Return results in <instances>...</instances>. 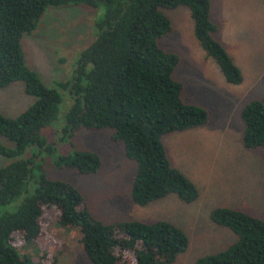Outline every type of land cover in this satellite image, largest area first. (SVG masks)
I'll return each instance as SVG.
<instances>
[{
	"label": "trees",
	"instance_id": "obj_1",
	"mask_svg": "<svg viewBox=\"0 0 264 264\" xmlns=\"http://www.w3.org/2000/svg\"><path fill=\"white\" fill-rule=\"evenodd\" d=\"M67 5L103 11L94 21L95 39L77 55L70 79L56 85L69 100L59 118L60 94L26 66L20 42L46 8ZM178 7L189 11L193 36L224 81L240 84L241 72L213 38L216 26L210 20L209 0H0V89L20 82L33 98L14 118L0 113V137L12 144L0 147V155L19 158L0 167V264H35L18 252L14 236L23 244L41 238L48 208L55 212V225L77 230L90 264H170L186 250V235L165 221L95 220L79 191L67 182L47 179L31 154L55 153L56 143L79 129H109L110 140L120 142L124 156L135 165L129 193L134 205L144 207L170 195L185 204L195 201L196 187L170 164L161 142L164 135L208 122L204 108L182 99V85L173 78L178 57L158 45L171 31L162 11ZM239 117L243 147H264V104L248 102ZM52 126L56 138L47 143L40 132ZM56 159L58 167L79 174L97 173L101 167L99 156L90 151ZM209 220L236 240L194 264H264V220L228 208L211 210ZM50 264H57L55 258Z\"/></svg>",
	"mask_w": 264,
	"mask_h": 264
},
{
	"label": "rangeland",
	"instance_id": "obj_2",
	"mask_svg": "<svg viewBox=\"0 0 264 264\" xmlns=\"http://www.w3.org/2000/svg\"><path fill=\"white\" fill-rule=\"evenodd\" d=\"M209 4L210 20L216 26L213 38L241 72L240 84L226 83L216 64L205 57L192 34L187 8L162 11L171 31L158 40L163 50L178 57L173 78L182 85L184 103L198 105L208 113L206 124L161 138L170 164L196 187L195 201L185 204L170 195L144 207L134 205L129 193L135 165L124 156L122 144L110 140L109 129H79L57 142L53 154L31 153L47 179L67 182L79 191L95 220L103 224L165 221L181 229L187 248L170 264H194L198 258L223 251L235 242L231 232L209 220L213 209L238 210L264 220V147H243L239 117L248 102L264 104V3L209 0ZM102 11L101 7L91 10L83 5L46 8L35 29L21 39L26 66L62 98L59 118L69 100L56 85L70 79L77 55L94 41V21ZM32 102L20 82L0 89V113L5 117H16ZM55 133V126L40 132L47 143L55 141ZM0 147L12 148V144L0 137ZM75 151L97 154L99 171L79 174L56 165L58 156ZM18 159L0 155V167ZM55 216L51 208L44 210L43 234L33 243L23 244L14 236L18 252L35 264H50L53 258L57 264H90L78 243L77 230L55 225Z\"/></svg>",
	"mask_w": 264,
	"mask_h": 264
}]
</instances>
